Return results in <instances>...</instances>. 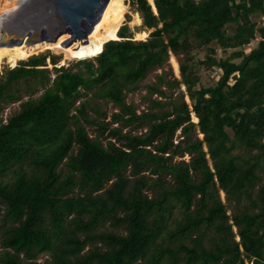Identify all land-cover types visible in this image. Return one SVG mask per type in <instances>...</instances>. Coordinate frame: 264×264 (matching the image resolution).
Instances as JSON below:
<instances>
[{
	"label": "trees",
	"instance_id": "trees-1",
	"mask_svg": "<svg viewBox=\"0 0 264 264\" xmlns=\"http://www.w3.org/2000/svg\"><path fill=\"white\" fill-rule=\"evenodd\" d=\"M115 1L99 36L126 10ZM130 5L146 30L140 34L151 31L146 40H133L122 19L113 26L119 41L105 43L94 63L79 61L83 70L55 69L50 83L39 56L0 77V112L20 99L21 83L43 91L0 119V264H38L41 256L42 264H264V25L252 20L264 17V0H153L156 13L147 0ZM256 34L257 47L246 53ZM213 44L233 52L217 60ZM96 45L88 38L72 48ZM170 54L182 55L180 79L156 76L145 87L149 111L137 114L126 94ZM200 69H217L220 78L203 87ZM180 85L189 104L162 89ZM97 101L117 108L109 122ZM184 155L188 162L172 163ZM243 199L250 208L229 215ZM105 225L124 234L97 231Z\"/></svg>",
	"mask_w": 264,
	"mask_h": 264
},
{
	"label": "rangeland",
	"instance_id": "rangeland-1",
	"mask_svg": "<svg viewBox=\"0 0 264 264\" xmlns=\"http://www.w3.org/2000/svg\"><path fill=\"white\" fill-rule=\"evenodd\" d=\"M13 1L17 4H19V0H0V11H3V20H4V24H6V29L9 32H12L13 30V26L14 23L18 20L16 16L19 15L20 12L23 11V8L26 6L25 2L22 5L14 7L13 8ZM120 1V0H119ZM236 2H238L239 0H235ZM148 2V1H147ZM114 4H118L117 1L114 0L113 2ZM111 3V4H113ZM108 6V10H107V15L105 17H103L101 19V21L95 26V28L93 29L92 32V36L91 38H94L95 41L97 42V45L95 46V48L93 50H87L86 52H74L72 45L67 47L66 50L62 51V52H58V51H54L53 49H47L46 52H42L39 53L37 56H34L33 58L39 57V56H45V60H44V64L43 66L38 67V69H43L47 71V76L50 79V83L51 81L54 79V77L58 74L55 69L58 68H64V69H70L74 72H76L77 70H83V66H77L76 64L79 61H91L94 63V58L97 57L101 51H102V46L104 45V43L108 42V41H119L117 40L115 37L116 35V30L113 29V26L117 23H119L120 20L124 19V22L122 24V26L124 24H127L130 32L133 34V40L136 41H144V39L146 40L148 37V34L151 31H148V34H145L144 37L140 34L141 31H146L143 30L141 28V21L139 23H137L135 21V12L134 9L131 7L130 5V0H123V4L126 7V10L123 9V5L122 8L120 9L121 11H119V19L116 23L111 24L110 27L106 28L104 30V36L101 35L100 36L98 34L99 32V27L100 24H102L104 21H106V19H110L112 18V12L114 11H118V10H112L109 13V7ZM12 5V7H11ZM29 7H27L26 9L28 10ZM24 14V13H23ZM21 15V14H20ZM14 19V20H13ZM252 20L257 24L258 27H262L264 25V17L261 16H255L252 18ZM129 21V22H127ZM20 25V23H18ZM121 26V27H122ZM15 30V29H14ZM14 32V31H13ZM228 34L232 33L231 29L227 30ZM64 36V35H63ZM62 36V37H63ZM68 39V38H67ZM66 40V39H65ZM64 40V42H65ZM260 41V37L258 34H256L255 39L247 46H245L243 48V50L248 53L251 50L255 49L257 47L258 42ZM64 42H61L62 45ZM14 47H20V46H14ZM9 47H1V49H7L5 50L2 54L1 57L3 58V61L0 60V77L2 76L4 70L6 69H12L14 67H16L18 65V63L22 62V60H24V62H26V59H21L18 58L16 55H14L13 52L9 51L10 49ZM212 47L216 50V55L215 57L217 58V60H223L226 57H228L233 50H227L226 52H223L216 44H213ZM196 55V58L198 61H202L204 56H205V52L204 51H199V52H193ZM54 57L55 58V64L52 65L51 63V58ZM175 59L177 65H178V73L175 72V69L173 67V64L171 63V58ZM31 59V58H30ZM168 61L165 65L164 68H162L161 70H155L152 72H149L146 77L142 80V82L140 83V85H138L137 89L129 92L126 94L125 96V103L126 104H130L134 107V109H136V113L140 114L142 112H148L149 111V98L146 97L147 95V91H146V85L149 84H153L155 82V77L160 75L163 71H165L167 73L166 77L168 80H179L180 79V75H179V64L182 61V55H178V56H173L172 54L169 55L168 57ZM29 60V59H28ZM234 62H239V60H235ZM13 65L12 67L9 65ZM199 77H200V85L203 87H209L215 84V82L218 80V78H220V72L217 69H211L209 71H206L204 69H200L199 71ZM29 84L32 85V82L28 83L27 85L21 83L18 86V94L20 99L18 101H13V102H5L2 104L3 109L0 112V119H2L3 123H6V121L12 116L14 115L16 112L19 111V106L21 103L27 101L28 99H35L38 98L41 94H42V89L39 86L34 87V92L30 93L29 91H27L26 87L29 86ZM164 90V92L167 95H172L173 98H175L176 96H178L179 94H183L184 95V99L185 102L187 104H189L188 99L186 98V93H185V89L184 86L180 85L179 87L176 88H170V89H166V88H162ZM90 94H88L89 97ZM151 100H157V101H161V102H167V97L163 98L162 96L159 95H153L150 97ZM85 100V98H82L80 101ZM96 105L99 108V111L102 113H105V121L109 122L111 119L112 114L117 112V108H115L111 103H107L104 101H97ZM162 109L164 110H169L170 107L169 106H164ZM159 109H155L152 110L154 112H158ZM90 115L93 118H97V116L93 113H90ZM193 117L194 115L191 114V121L193 123H196L193 121ZM119 125H113L112 127H118ZM86 129L88 131V134L91 137L96 136L95 132H96V128L95 126L89 127L86 126ZM132 135H138L143 133L144 131L142 130H133L131 131L130 128H125L122 129V133L125 132H129ZM195 133L197 134V137L199 139L202 138V135L199 134L197 128ZM181 139L180 137V130L176 131L175 136H174V144H176L179 140ZM107 140H102L103 144L106 143ZM152 150V149H151ZM155 152H153L154 154ZM235 153H241L243 154V150L242 149H237L235 151ZM167 155H165L166 158ZM180 161H185L188 162L189 161V156L184 155L182 158L179 157H174L172 159V163L177 164ZM142 175L148 176L150 178H156V176L151 175L149 172H144ZM262 175V182L260 184L263 183V179H264V174H260ZM149 197H152L154 193H151V191H147L145 192ZM220 199L222 201V203H225L224 200V195L222 193H220ZM249 207V202L246 199H243L240 204L236 205L234 202H232L230 204V207L228 209V214L231 215L233 213H237L243 210L244 207ZM250 208V207H249ZM175 216L178 217L180 219V217L175 213ZM110 231L113 232L115 234H124L122 230H117V229H112L110 228L108 225H105V227H103L101 230H97V231ZM232 231H234V233H236V228H232ZM207 232V236H209V238L212 236V233L210 231H206ZM235 241H238V237L235 236L234 238ZM205 244H208V240L205 241ZM90 247L86 248L83 252L87 251ZM45 260L44 256H41L39 258V260L37 261L38 264H42V262Z\"/></svg>",
	"mask_w": 264,
	"mask_h": 264
},
{
	"label": "water",
	"instance_id": "water-1",
	"mask_svg": "<svg viewBox=\"0 0 264 264\" xmlns=\"http://www.w3.org/2000/svg\"><path fill=\"white\" fill-rule=\"evenodd\" d=\"M109 1L29 0L16 16L18 20L13 26V30L21 33V37L1 41L0 47L52 45L63 35L69 36L63 43L65 48L74 43L87 44ZM152 9L156 13L154 5Z\"/></svg>",
	"mask_w": 264,
	"mask_h": 264
},
{
	"label": "bare ground",
	"instance_id": "bare-ground-1",
	"mask_svg": "<svg viewBox=\"0 0 264 264\" xmlns=\"http://www.w3.org/2000/svg\"><path fill=\"white\" fill-rule=\"evenodd\" d=\"M27 1H29V0H19V4L15 3V2L13 1V8H14V7H17V6L20 7V5H22L23 3L27 2ZM147 1H148V3H149V4L152 6V8H153V0H147ZM113 2H114V0H110V1H109L107 7L105 8V10H104V12H103V15H102L101 19L107 15L108 6H109V4H111V3H113ZM11 7H12V5H11ZM2 15H3V11H0V42H1V41H5V40H9V39H11V38H18V37H21V33H17L15 30H13L14 32H13V31H12V32H9V31L6 29V24H4V20H3ZM13 20H14V19H13ZM100 21H101V20H100ZM100 21H99V22H100ZM99 22H98V23H99ZM98 23H97V24H98ZM97 24H96V25H97ZM96 25H95V26H96ZM93 29H94V28H93ZM92 32H93V31H92ZM91 36H92V33L89 35L88 38H91ZM68 37H69L68 35H64L63 37H60V38L57 40V42H56L55 44H52V45H51V44H50V45H48V44H47V45H46V44H42V45H35V46L31 47V48H25V47H14L13 49H10L9 51L13 52L14 55H16L18 58H20V60H21V59H26V60H28V59H30V58H33L34 56H37L39 53L46 52L47 49H50V50L53 49L54 51L62 52V51H64V50H66V48L62 45L61 42H64L65 39L67 40ZM66 40H65V41H66ZM5 50H7V49H1V47H0V60H1V61H3V58L1 57V54H2ZM22 61H24V60H22ZM171 63L173 64V67H174V69H175V72L178 73V65H177V63H176L174 57L171 58ZM193 121H194V122L197 121V118H196L195 116L193 117Z\"/></svg>",
	"mask_w": 264,
	"mask_h": 264
}]
</instances>
